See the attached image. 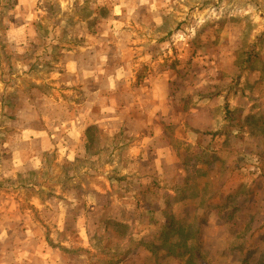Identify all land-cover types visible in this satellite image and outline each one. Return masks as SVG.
Returning a JSON list of instances; mask_svg holds the SVG:
<instances>
[{"label":"rangeland","instance_id":"obj_1","mask_svg":"<svg viewBox=\"0 0 264 264\" xmlns=\"http://www.w3.org/2000/svg\"><path fill=\"white\" fill-rule=\"evenodd\" d=\"M88 33L154 53L179 119L223 107L205 169L145 187L123 175L124 133L91 129L83 152L62 144L69 97L51 77ZM26 128L47 136L29 148ZM176 149L186 167L189 148ZM26 158L34 171L17 173ZM37 251L56 264L264 263V0H0V264Z\"/></svg>","mask_w":264,"mask_h":264},{"label":"crops","instance_id":"obj_2","mask_svg":"<svg viewBox=\"0 0 264 264\" xmlns=\"http://www.w3.org/2000/svg\"><path fill=\"white\" fill-rule=\"evenodd\" d=\"M28 32L32 35V30ZM64 58L51 77L55 82L53 86L60 89L59 93L69 97L59 98V104L68 108L67 112L71 111L70 122L61 126L63 145L83 152L82 147L86 148L92 142L91 129L110 136L124 133L130 158L119 161L123 175L145 187L159 178H175L177 184L182 175L189 173L190 178L211 163L202 158H209L210 148L214 150L213 146L225 137L213 134L223 130V107L210 101L190 105L189 112H184L183 118L179 119L173 96L176 79L171 71H161V62H156L154 53L146 51L135 37L129 36L127 41L114 45L88 33L84 41ZM25 131L29 148L33 147L35 139L44 140L47 136L45 128H26ZM69 137L75 141L72 145L65 141ZM178 140L183 148H189L186 167L179 168L178 165L181 164L178 156L183 153L176 149ZM67 159L69 163L81 158ZM32 162L26 158L15 171L33 172ZM206 169L210 171V167ZM48 206L39 204L42 209ZM25 227L33 232L39 226L33 220H27ZM42 253L37 251L34 256L28 253L26 259L29 264L38 260L56 264L50 255L43 257Z\"/></svg>","mask_w":264,"mask_h":264},{"label":"trees","instance_id":"obj_3","mask_svg":"<svg viewBox=\"0 0 264 264\" xmlns=\"http://www.w3.org/2000/svg\"><path fill=\"white\" fill-rule=\"evenodd\" d=\"M168 228H169V227H166L165 229L168 230ZM163 233H166V231H164ZM167 237H168V236H167ZM165 241H166V240H165ZM165 246H166V249H167V250H169L168 248H171L172 246L175 247V248L177 247V246L171 244V243L168 242V241L165 242ZM179 246H181V245H179ZM177 248H179V247H177ZM171 254L177 256V254H175L173 250L171 251ZM263 264H264V263H263Z\"/></svg>","mask_w":264,"mask_h":264}]
</instances>
